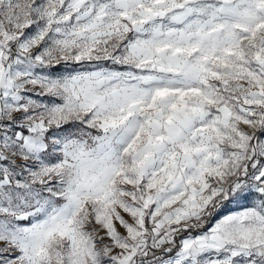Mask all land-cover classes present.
Masks as SVG:
<instances>
[{"label":"snow or ice","instance_id":"obj_1","mask_svg":"<svg viewBox=\"0 0 264 264\" xmlns=\"http://www.w3.org/2000/svg\"><path fill=\"white\" fill-rule=\"evenodd\" d=\"M0 264H264V0H0Z\"/></svg>","mask_w":264,"mask_h":264}]
</instances>
